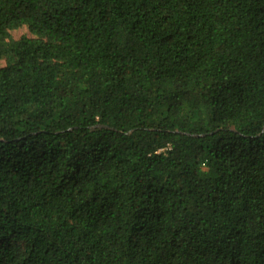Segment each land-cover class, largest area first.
<instances>
[{"label": "trees", "instance_id": "1", "mask_svg": "<svg viewBox=\"0 0 264 264\" xmlns=\"http://www.w3.org/2000/svg\"><path fill=\"white\" fill-rule=\"evenodd\" d=\"M0 63V264H264V0H0Z\"/></svg>", "mask_w": 264, "mask_h": 264}, {"label": "rangeland", "instance_id": "2", "mask_svg": "<svg viewBox=\"0 0 264 264\" xmlns=\"http://www.w3.org/2000/svg\"><path fill=\"white\" fill-rule=\"evenodd\" d=\"M22 36L32 37L26 27H21L19 29L10 31V37L13 40H17V39H19ZM1 65H3V63H0V66Z\"/></svg>", "mask_w": 264, "mask_h": 264}]
</instances>
